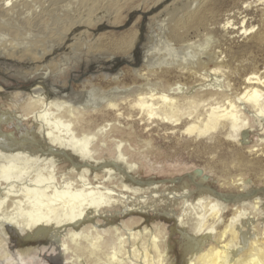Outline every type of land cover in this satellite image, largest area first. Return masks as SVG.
<instances>
[{"label": "bare ground", "instance_id": "6f19581e", "mask_svg": "<svg viewBox=\"0 0 264 264\" xmlns=\"http://www.w3.org/2000/svg\"><path fill=\"white\" fill-rule=\"evenodd\" d=\"M17 1L0 0V14ZM140 1L79 0L62 13L54 42L91 37L80 90L51 60L0 86V264H47L49 251L55 264H264V0H142L151 15L138 29ZM38 44L0 49L37 60ZM94 83L107 91L87 94ZM110 116L140 126L141 150L161 135L168 153L153 161L135 140L109 138L111 124H95Z\"/></svg>", "mask_w": 264, "mask_h": 264}, {"label": "rangeland", "instance_id": "374dc122", "mask_svg": "<svg viewBox=\"0 0 264 264\" xmlns=\"http://www.w3.org/2000/svg\"><path fill=\"white\" fill-rule=\"evenodd\" d=\"M14 1H16V0H14ZM42 1H44V2L42 3ZM49 1L50 0H46V1L45 0H39V1L38 0H29V1H27V0H18L17 1V4H16V7H15V10H14V13L12 15L9 13V17H5L2 14H0V24L2 25L0 27V43H2L3 46H12V47L20 50L23 47L30 46L31 44H35L36 42L39 43L38 46L40 45L39 48H38L39 51L37 52V55H38L37 60L23 59L21 61H14V60H11V59L7 58L6 55L1 54L2 53V49H0V68H3L5 70L4 73H5V76H6V77H4V74L0 72V86H3V87H9L10 86L11 87V86H14V85L16 86V84H22L25 80H29L30 78H32L33 76H35L38 72H40L44 68V65L46 64V62H49L50 60H51V63L54 65L52 67V72H54V73H61V72H63V70H64V72H66V75H64V76L60 75V77L58 78L59 81H62L64 79H66L68 82H70L73 85H75V86H73V85L72 86L77 91L80 90L79 85L81 84L82 80H84L89 75V69H91L90 68V64L92 63V60L90 58H87L86 57L87 52H86V49H85V43H87L88 40L91 37L90 36H86L85 37L83 35L81 38L77 39L76 41L75 40H72V44L74 43L72 45L73 47L72 46L69 47L64 42H62V43L61 42L60 43H56V42H54V39H53L54 36L58 35L59 29H61V27L63 28V26L65 27V23H69V22L65 21L66 19L63 18L64 17V14L65 13H69V12H74L75 11L74 9L76 8V4L78 3L79 0H76V1L75 0H72V1H69V0H61L62 2L61 1L58 2L56 4V6H54L52 9H51L50 2ZM150 1L151 2H149V3L151 4L154 0H150ZM28 2H29V4H28ZM46 2H48L49 4L46 3ZM137 3L138 2L135 3V6H138V4H141V3L142 4L139 6L138 10H135L134 9L132 11V14L133 15L131 16V19H133L134 21L137 19L138 23L136 21V22H134V24L137 25V28L139 29V27H141L142 26V23L144 22V18L145 19L148 18L151 14L149 12H142L141 11V10H145V8H146L145 6L149 5L148 3H147V5L146 4H143V1L142 0L140 1V3H138V4ZM35 4H37V5H35ZM46 5L48 7H46ZM41 6L44 9H51V12H48L47 13L48 16L46 15L45 20L42 21V22H40V23L39 22H36V23L30 25V27L23 25V23H22L23 18H25L26 16H28L30 14H34L35 13L34 11H36V12L40 11V9H42V8H40ZM67 6H68L67 10H63V9H66ZM60 7H62V8L60 9ZM73 7H74V9H73ZM55 8H58V10L55 9ZM71 8H72V10H71ZM59 10H60V12H59ZM129 11H127V12H129ZM58 13L60 14V16H59ZM62 13H64V14H62ZM140 15H142V17H140ZM106 22H107V19L106 18L101 19L98 22V24L94 27L95 30H97L101 26L105 25ZM37 23H39V24H37ZM45 23H47V24H45ZM35 24L37 26L36 28H35ZM60 25H61V27H60ZM4 26L7 27V28H10L11 31L13 30L16 34L15 35H11V34H9V32H5L4 31L5 29L4 28H3L4 30L2 29V27H4ZM22 26H24V27L21 28ZM66 27L69 28L68 25H66ZM76 28H77V30H80V28H82V27H77V25H74L71 29L68 30V33L73 32V30H76ZM149 29L151 30V33L153 32V34L149 33V31H150ZM149 29H148V31H147L146 34H147V36H148V34H150V36L147 38V36L145 34V37H146L145 38V41L142 42V44L144 46L142 45L141 48L143 50L145 49V47L150 46V44L147 43V41L151 37L154 36V33H155L154 31L156 30V24L150 26ZM82 31H83V29H82ZM51 32H53V33H51ZM154 39H156V38H154ZM154 39H153V45H154ZM80 42H81L82 45L80 44ZM25 43H27V44H25ZM43 43H45V44H43ZM145 45H147V46H145ZM48 46H51V47H48ZM48 48L49 49L52 48V49L51 50H48ZM67 48L69 49L68 51H67ZM73 49H74V51H73ZM75 51H77V53H74ZM39 52H40V54H39ZM82 52H84V53H82ZM45 54H47V55H45ZM96 55L98 56L97 60L100 61V62L106 61L109 58V56L107 54H105V53H100L99 55L98 54H96ZM42 58H44V59H42ZM99 59H101V60L103 59V60L101 61ZM30 61H31V64L29 63ZM3 66H5V67H3ZM22 69H23V71H22ZM35 69H36V72H35ZM129 81L130 80L126 78V80L124 82L128 84ZM94 84L95 85H93V86H89L93 90H91L88 87L84 91L87 94H89V95H91V93H93L94 90L97 91L98 89L101 90V91H104V92L107 91V90H102V87H103L102 83H99V84L94 83ZM116 87L117 86L114 85L111 88H116ZM118 87L120 89L130 88V86L129 87H125V86H122V85H119ZM89 91H90V93H89ZM97 108L99 109V106ZM109 118H111V119H109ZM96 122L97 123L95 125H97L99 127H101L102 125H106L105 122H108L109 124H111V131L108 134L109 135V138H111V139H114V140H122L123 139L124 140V139H127L128 138L127 140H130V139L135 140V142L137 143L136 148L138 150L135 147H133V149H136V151L138 153H140L141 155L145 154L147 156H150V158L153 161L156 159L155 156H154V152L161 153L162 155H166V152L168 153V143H167V141L162 140L163 138H162L161 135H158V137L155 139V141L153 143H151L152 144V147H153L152 149L148 147V149L145 150V151L141 150L142 147H143V140H145L146 134H145L144 131L141 130L140 126L134 120H132V119H126L125 117H122V118L121 117L120 118H113V117L110 116V117L107 118V120L106 119L105 120H102V119L101 120H98L97 119ZM120 125H121V127H120ZM147 140H149V139H146V141ZM159 176L160 177H163V176H166V175L163 173V174H160ZM56 254H57V252H50L49 251L46 254L43 253L42 254V258L44 257L43 259L47 262V264H55L54 262L57 259H52L51 260L50 257L56 256ZM43 255H45L46 257L43 256ZM61 258H62L61 259L62 262L60 264H66L65 263V259L63 257H61Z\"/></svg>", "mask_w": 264, "mask_h": 264}, {"label": "snow or ice", "instance_id": "6c2138e0", "mask_svg": "<svg viewBox=\"0 0 264 264\" xmlns=\"http://www.w3.org/2000/svg\"><path fill=\"white\" fill-rule=\"evenodd\" d=\"M244 244H246V241H243V240H242V241H241V247H242ZM225 264H230V262L226 261Z\"/></svg>", "mask_w": 264, "mask_h": 264}]
</instances>
